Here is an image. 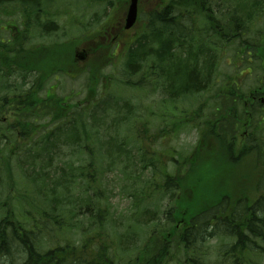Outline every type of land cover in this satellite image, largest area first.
I'll return each instance as SVG.
<instances>
[{"label":"trees","instance_id":"16d2710c","mask_svg":"<svg viewBox=\"0 0 264 264\" xmlns=\"http://www.w3.org/2000/svg\"><path fill=\"white\" fill-rule=\"evenodd\" d=\"M196 1L171 0L160 11L147 14L146 25L140 34L135 36L132 42L125 43L123 45L125 48L120 53L124 77L121 83L139 90L160 91L162 97L169 103H175L178 99L184 100L196 95L208 94L215 89L213 96L209 97L215 102L213 106H210V116H204V106L191 112L192 116H195L193 120L197 121L199 138L189 154L179 155L182 153L175 154L174 151H170L167 154L157 155L154 152L145 151L144 156L147 154L151 157L149 162L155 169H159L154 164L155 162L171 160L176 164L177 169L180 166L183 168L184 174L181 172L180 178H176L178 176L174 177V175L164 173L166 176L163 184L159 185L160 189L156 188L154 181L145 184V187L153 188L159 195L167 194L166 197L169 200L167 203L175 194L176 197L172 201V206H167L163 215H158L156 211L150 213L147 209L136 213L142 203L134 207L131 217L141 225L143 222L144 224L152 223V233L157 231L161 238L156 239L154 249L145 245L142 254L139 253L141 256L127 264H164L163 260L168 254V247L172 245H175V250L179 253L182 249V253L187 257V264H203V259L207 254L201 251L200 243L213 239L220 242L223 241L221 239H228L229 242L227 245L219 246L215 262L208 264H218L223 256L230 257L232 264H262L264 260V150L261 148L264 144V105L259 102L264 96V79H258V85L251 87L247 95L246 91L241 89V83L234 79H227L219 86L215 83V79L212 78L213 63L209 62L216 60V52L203 51L198 40L199 36L187 26V11L190 7H195ZM54 2L56 1L0 0V12L11 15L20 14V19L23 18L24 21L33 17L27 26L23 25V30L17 39L11 40L13 32H10L11 36L8 39L0 38V94L7 92L5 97L0 98V120L8 113H11L13 117L11 121L5 118L0 121V144L2 145L0 160H3L1 162L3 171H7L6 168L9 167V160L14 154L13 149L26 144V141L31 140L36 134L39 135L37 136L38 148L35 150L40 151L35 155L36 162L43 163L45 159L55 158L59 143H62L61 139L65 140L64 144L71 146L78 162L79 155L85 156L87 150H90L87 142L90 140L92 128L88 125V120L83 118L88 116L87 112L91 109L96 112L99 105L106 104L109 107L112 102L108 100L94 102L98 81L105 78L103 70L110 64L111 57L116 56L115 49L118 48L117 44H110L109 41L95 42V38L109 28L107 24L103 25L99 32L86 36L91 56L82 68H79L72 60V50H69V44L53 43V46L61 49V53L58 52V64L53 61L56 56L50 52V47L27 46L26 43L31 41V30L34 27L39 28L41 34L55 33L59 30L58 25L51 19H45V23H42L41 15L45 12L44 8L53 6ZM9 5H12L13 9L7 12L6 7ZM255 5L258 7L259 1H255ZM250 12L257 11L251 8L241 9V13H245L243 16L223 24L224 41L237 39L241 48L245 45L253 51L261 68V76L257 77L260 78L264 77V32L250 39L251 31L248 30L247 25L251 24L254 19L253 13ZM207 37L210 41L211 36L207 34ZM46 53H49L48 57ZM245 53L246 51H239L240 56H245ZM243 68L253 69L250 65H245ZM69 69H73L79 75H87L86 87L89 93L79 104L65 103L62 98L48 95L45 89L50 76ZM16 79H22L21 87L16 83ZM27 79L33 80L27 84ZM12 88H14L15 95L9 97L8 94ZM44 91H46L45 95L42 96ZM249 95H251V100L253 97L257 99V102L250 101ZM219 96H222L221 104H218ZM237 107L240 109L239 114ZM221 109L225 111V117L219 114ZM122 110L123 114H117L119 116L113 121L117 125L130 119L127 115L131 114V107L125 103L118 109V113ZM100 111L104 113V118H107L108 109H100ZM69 113H76L72 122L59 125L54 130L46 128V125L49 127L52 123L60 122L63 116ZM84 113V117L81 118ZM187 113L182 115L180 112L179 118L189 117ZM243 118L252 123L255 119V127L247 132L248 137L245 143H240V149L237 151L234 138L236 133L240 135L242 133L240 132L242 126L238 128L237 122L244 124ZM203 130L210 133L211 138L218 140L219 161L230 160L229 162L234 164L236 160L232 159L236 157V154L240 160L253 154L258 170L257 183L253 181L254 195L253 193L249 195V191L203 195L206 191L203 193L201 189H206L204 183L211 179L206 176V172H200V161L197 162L203 154L211 150L206 146ZM125 131L129 134L125 137L128 141L137 142L135 136H140L139 129L133 133L130 129ZM231 131L233 132L230 145L226 146L228 133ZM262 134L263 137H261ZM115 144L118 143H110L108 153L115 152ZM118 147L121 150L119 144ZM24 152L30 155L32 149L22 151V154L26 155ZM97 154L99 160L100 151H97ZM15 155L18 162L20 157L18 154ZM177 155L179 159L175 161ZM124 159L127 161L129 158L124 157ZM66 166L67 170L58 168L64 176L61 179L70 185H77L79 181L85 180V182H90V185L84 184L85 190L89 191L92 184L98 183V175L88 173L84 166H74V161L71 159L63 165V167ZM92 166L93 163L90 162L87 168L94 172ZM176 168L174 171L177 170ZM20 169L26 178L30 177L25 167H20ZM48 169L50 170L51 167ZM163 169L160 168L158 172L165 171ZM48 174L49 172L39 174L38 171V175L47 179ZM43 189L44 187L39 188L40 193ZM189 189L195 192L193 199L187 196L183 202L184 194ZM94 194L96 197L100 191L93 192ZM178 194L180 197L176 200ZM45 198L47 202L53 201L54 203L51 207V212L56 214L53 219L61 218L63 222L66 219V210L62 208L60 199L56 200L59 197L50 198L46 194ZM200 199H202L201 202ZM204 199H208V202H204ZM196 201H199L200 205ZM95 207L96 203L93 204V209ZM90 211L88 204L85 212ZM45 215L48 216L46 212ZM49 218L51 219V214ZM96 218L98 220L102 218L101 212L96 214ZM39 232V226H26L14 211H8L2 215L0 217V264H118L115 261L116 256H111L103 245H98L94 249L92 239L82 241L78 247L68 241L64 246L39 251L37 247ZM123 240L119 238V246ZM222 247L229 248L223 250ZM122 252L127 255L128 249L125 248Z\"/></svg>","mask_w":264,"mask_h":264},{"label":"rangeland","instance_id":"374dc122","mask_svg":"<svg viewBox=\"0 0 264 264\" xmlns=\"http://www.w3.org/2000/svg\"><path fill=\"white\" fill-rule=\"evenodd\" d=\"M55 1L53 6L44 8L42 23H45V19H51L58 25V32L44 37L40 35L39 28L34 27L31 30V41L26 44L33 47L50 46V52L57 56L58 52L61 53V49L58 46H53V43L61 44L66 42L71 48L78 47L79 43V46L87 44L86 36L99 32L107 19V25L116 22L120 15L122 3L125 0ZM170 1L141 0L139 21L135 28L124 35L125 42H132L135 36L140 34L142 28L146 25L147 14L160 11ZM6 9L7 12H10L13 6L9 5ZM32 18L30 17L27 21H24L23 18L20 19V14L11 15L0 12V26L2 27L1 29H4L0 32V36L8 39L11 36L10 32H13L11 40L17 39L23 30V25L27 26L32 21ZM199 22L200 18L195 17V23L199 24ZM8 24L9 28H6L5 25ZM253 27L258 29L249 34L250 39L256 32H264V18L257 21ZM98 42L105 41L100 38ZM124 48L120 45L118 49H115V51L117 50L116 56L111 57L110 64L103 70L105 78L99 79L95 89L96 97L94 102L108 100L112 101L111 105L109 107L106 104L99 105V109L96 112L91 109L90 112H87L89 113L88 116L84 117L86 112L81 116V118L84 117V120H88V125L92 128L90 140L87 142L91 151H85V156L79 155L77 162L76 154L72 152L71 146L64 144L65 140L61 139L62 143H59L60 146L56 150L57 155L55 158L45 159L43 163L36 162L35 155L40 152L35 150L38 148L37 136L39 135L36 134L31 140L28 139L26 144L13 149L14 154H12V159L9 160L7 171H3L1 164L3 160H0V217L8 211H14L26 226H39L40 237L37 238L39 251H47L64 246L68 241L78 247L82 241L92 239L94 249L98 245H103L111 256H116L115 261L118 264H127L141 256L145 245L154 249L156 247V239L161 238L157 231L152 233V223L144 224L143 222L142 225L141 223L138 224L131 217L132 210H134L135 206L142 203L136 213L147 209L150 213L156 211L158 215H163L164 211L167 210V206H172V201L176 194L167 203L169 201L166 197L167 194L159 195L153 188L145 187V184L149 181H154L156 188L160 189L159 185L163 184V180H165L166 175L164 176V173L180 178L181 172L184 174V171L181 166L177 169L173 161L169 160L167 162V160H163V162L154 163L157 168H164L163 170H165L158 172L159 169H155L153 164L152 166L150 165L149 159L151 157L147 154L144 156L145 151L154 152L157 155L167 154L170 151H174L175 154L182 153L179 155L189 154L194 149L199 138V130L196 127L197 121L193 120L195 116H192L191 112L196 111L206 99H209L211 93L199 97L193 96L184 100L178 99L175 103H169L162 97V93L160 91L156 92L155 89L146 91L123 85L121 83L124 77L120 53H122ZM236 49L237 46L235 44L230 45L224 52L223 59L218 62L219 69L217 73L219 79L217 81L222 84L227 80L224 79L227 76L241 75L238 80H234L241 83V89H244L247 95V91L251 87L258 85V79L255 78L261 76V68L257 62H254L250 65L253 68L251 69V74H241L243 67L236 68L233 65V63H236L233 57L236 54ZM69 50L71 49L69 48ZM78 66L82 68L83 64H78ZM75 74L77 73L75 72ZM32 80L27 79L26 83L29 84ZM16 83L21 87L22 79H16ZM86 85V74H81L77 77L59 74L55 79L52 78L47 81L46 88L54 86L56 95L60 98H66L67 102L73 105L85 99L87 94ZM9 92V97L15 95L14 88ZM6 95L7 92H2L0 98ZM221 98L222 96L217 98L218 104H221ZM125 103L132 109L131 114L127 115L130 116V119L128 118L126 122L117 125L113 121L115 117L119 116L117 114H123V110L118 113V109ZM213 105L214 102L211 103V106ZM100 109H108L107 118H104V113ZM237 110L239 114V107H237ZM180 112H182V115L188 112L187 116L189 117L185 119L179 118ZM210 113V102L206 101L204 116L208 117ZM219 114L222 117L226 116L225 111L222 109ZM74 115L76 113L64 115L60 122L52 123L49 127L46 125V128L54 130L59 125L70 123L73 121ZM3 118L9 121L13 119L11 113L6 114ZM242 120L245 122L246 118ZM237 123L238 128L243 125L239 121ZM127 129H130L132 133L138 129L140 130V136L134 135L137 142L128 141L125 138L129 135L125 131ZM242 131L243 129L240 132ZM232 132L228 133L229 137L226 146L230 145ZM261 137H263V134ZM234 140L238 151L240 143H245V139L241 138L240 133H236ZM204 141L207 144V148L211 150L203 154L198 162L200 161V172H206L208 177L211 178V182H207V185L204 184L206 189H201V191L203 193L206 191V193L203 195L212 196L217 193L228 194L238 191H249V195L251 193L254 195L253 187L255 188V186L253 184L257 183L258 170L256 167L257 163L253 160V154L242 160L236 154V157L232 159L236 160L234 164L230 163V160L227 162L219 161L217 149H220V146L218 140L211 138L210 133L204 131ZM112 142L118 143L121 150L118 144H115V152L108 153ZM0 148H2L1 144ZM28 148L32 149L30 155L25 152L26 155H23L22 151ZM261 148L264 150V144ZM97 151H100L99 160ZM90 152L91 154L89 155ZM15 154L20 157L18 162ZM124 157L129 159L126 161ZM70 159L74 161V166H84L88 173H93L95 176L98 175V183L92 184L89 191L85 190L84 184L90 185V182L81 180L77 185H70L61 179L64 176L58 167L67 170V166L63 167V165ZM176 159H179L178 155L175 157V161ZM90 162L93 163L94 172L87 168ZM20 167L26 168L29 178L22 174ZM49 167H51L50 170L48 169ZM174 168L177 170L174 171ZM38 171L39 174L49 172L48 179L38 175ZM41 187H44L42 193L39 191ZM98 191H100V194H96L95 197L93 192ZM46 194L50 198L52 196L59 197L56 200L60 199L62 208L66 210L65 218L67 220L64 219L65 221L63 220L62 222L61 218L53 219L56 215L51 212L53 201L47 202ZM194 194V190L189 189L184 194L183 202H185L187 196H189V199H193ZM179 197L180 195L178 194L176 200ZM200 202L196 201L198 205H200ZM204 202H208V199H204ZM94 203H96L95 209H93ZM189 203H191L190 200ZM88 204L91 211L85 212ZM45 212L48 216L45 215ZM99 212H101L102 218L104 216L103 219L98 220L96 218V214ZM50 214L51 219L49 218ZM101 223L103 225L99 226L98 224ZM119 238L124 239L120 246L118 244ZM221 240L223 241L220 242L213 239L200 243L201 251L207 254L203 259V264L215 262L219 246L221 244L227 245L229 242L228 239ZM125 248L128 249L127 255L122 252ZM228 248L222 247L221 249L226 250ZM164 261V264H187V257L182 253V249L179 253V251L175 250V245H172L168 247V254H166ZM218 264H232V260L230 257L225 258L223 256L219 259ZM262 264H264V260Z\"/></svg>","mask_w":264,"mask_h":264},{"label":"flooded vegetation","instance_id":"af4514ba","mask_svg":"<svg viewBox=\"0 0 264 264\" xmlns=\"http://www.w3.org/2000/svg\"><path fill=\"white\" fill-rule=\"evenodd\" d=\"M227 2H230V3H227ZM195 5H197L199 9H201V12L199 13V12L190 11L189 13H187V15L189 16V21H191L195 15L201 16V20L198 24L200 28L202 26L207 28V26H209V24L212 23L213 21V27H215V29L218 31V34H217L219 36L218 41H222L223 19L225 18L224 11L226 10L229 12V10H231V16H237L239 15V12H240L239 0H197ZM209 8L211 10H209ZM259 17L263 18V16H259ZM217 18L219 19L217 20ZM121 25L122 23H118L116 26L121 27ZM192 25L193 23L191 22L189 29H192L193 31H195V26H192ZM116 26L114 28H116ZM213 27L210 26V29H212ZM113 29L109 31L106 38H110L113 40L118 38V35L114 34L115 31H113ZM118 40H120V38ZM88 50L89 48H87L86 46H83V49H81V51H84L86 54V60L91 56V53H89ZM250 54H251L250 51H248L247 55L250 56ZM248 61L251 62L250 60Z\"/></svg>","mask_w":264,"mask_h":264},{"label":"water","instance_id":"95a60500","mask_svg":"<svg viewBox=\"0 0 264 264\" xmlns=\"http://www.w3.org/2000/svg\"><path fill=\"white\" fill-rule=\"evenodd\" d=\"M137 3L138 0H129V6L125 14L124 28L130 29L136 22L137 19ZM78 60H83L85 57L83 54H76Z\"/></svg>","mask_w":264,"mask_h":264}]
</instances>
